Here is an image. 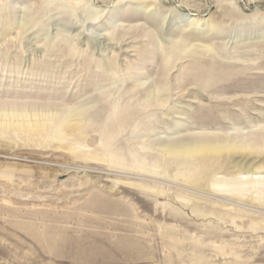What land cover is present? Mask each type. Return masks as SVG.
Wrapping results in <instances>:
<instances>
[{
    "label": "rangeland",
    "instance_id": "rangeland-1",
    "mask_svg": "<svg viewBox=\"0 0 264 264\" xmlns=\"http://www.w3.org/2000/svg\"><path fill=\"white\" fill-rule=\"evenodd\" d=\"M0 264H264V0H0Z\"/></svg>",
    "mask_w": 264,
    "mask_h": 264
},
{
    "label": "bare ground",
    "instance_id": "bare-ground-1",
    "mask_svg": "<svg viewBox=\"0 0 264 264\" xmlns=\"http://www.w3.org/2000/svg\"><path fill=\"white\" fill-rule=\"evenodd\" d=\"M183 17H186L194 28H200L203 25V21L200 18L193 17V15L190 14H183ZM259 21V20H258ZM123 113L130 114L131 111L129 108L123 109ZM205 139V138H204ZM212 140H214L212 138ZM210 141V138H209ZM223 141V140H222ZM163 147V154L168 156H193L197 154H209V155H236L239 154L242 151L241 146L237 142H196L193 144H167Z\"/></svg>",
    "mask_w": 264,
    "mask_h": 264
}]
</instances>
